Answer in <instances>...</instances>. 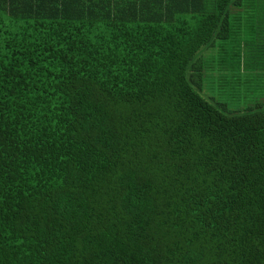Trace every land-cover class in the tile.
I'll list each match as a JSON object with an SVG mask.
<instances>
[{
  "label": "trees",
  "instance_id": "16d2710c",
  "mask_svg": "<svg viewBox=\"0 0 264 264\" xmlns=\"http://www.w3.org/2000/svg\"><path fill=\"white\" fill-rule=\"evenodd\" d=\"M243 4L0 0V264H264V99L208 93L264 70Z\"/></svg>",
  "mask_w": 264,
  "mask_h": 264
},
{
  "label": "rangeland",
  "instance_id": "374dc122",
  "mask_svg": "<svg viewBox=\"0 0 264 264\" xmlns=\"http://www.w3.org/2000/svg\"><path fill=\"white\" fill-rule=\"evenodd\" d=\"M243 8L235 11L234 16L237 17H249V19H253L255 16V12L259 9L253 10V8H258V0H244V4L242 5ZM241 30L236 32L237 37H239V40L241 39L243 44L244 40H249V46H248V52L252 55H257V53H262V58L264 56V53L261 52V47L263 46V35L256 34V26L254 22L248 23V24H241L239 25ZM236 31V30H235ZM236 37L235 32L233 33V37L229 39V43L233 44L234 50L237 49V43H235ZM222 42L220 40H217L214 42V44L203 51V54L212 56L216 58L217 60L220 59V47ZM246 47V44L245 46ZM243 47V48H244ZM204 55V56H205ZM231 57H228L226 60L227 62H230ZM233 62L231 61L230 64L226 65L225 69H220L221 76L222 74H225L224 77L226 79H230L231 77L234 78L233 80V86L229 83H226L225 85H222V81L219 83L218 91L212 87V85L209 86L208 93L216 97L217 100H222L226 102L231 110H237L241 111L244 106H249L254 103V101H260L259 99H264V70L263 66L260 67V70L255 71V75L252 72H246V70H239L238 64H237V57L233 56ZM243 67V66H242ZM260 71V73H259ZM245 76L246 78L242 80L241 78ZM241 82V83H240ZM235 83V84H234ZM253 83V84H252ZM241 84V85H240ZM254 90V92H251Z\"/></svg>",
  "mask_w": 264,
  "mask_h": 264
}]
</instances>
